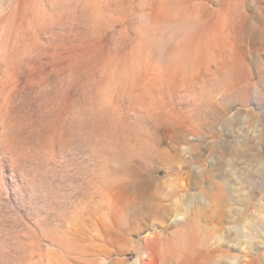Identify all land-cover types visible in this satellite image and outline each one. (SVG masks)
Returning <instances> with one entry per match:
<instances>
[{
  "label": "rangeland",
  "instance_id": "1",
  "mask_svg": "<svg viewBox=\"0 0 264 264\" xmlns=\"http://www.w3.org/2000/svg\"><path fill=\"white\" fill-rule=\"evenodd\" d=\"M0 264H264V0H0Z\"/></svg>",
  "mask_w": 264,
  "mask_h": 264
},
{
  "label": "bare ground",
  "instance_id": "2",
  "mask_svg": "<svg viewBox=\"0 0 264 264\" xmlns=\"http://www.w3.org/2000/svg\"><path fill=\"white\" fill-rule=\"evenodd\" d=\"M247 212H248L247 206L240 212H239V210H234V212L232 213L235 216L234 221L239 222L241 220V218L243 217V215H245Z\"/></svg>",
  "mask_w": 264,
  "mask_h": 264
}]
</instances>
